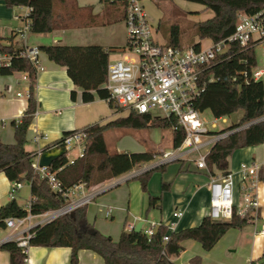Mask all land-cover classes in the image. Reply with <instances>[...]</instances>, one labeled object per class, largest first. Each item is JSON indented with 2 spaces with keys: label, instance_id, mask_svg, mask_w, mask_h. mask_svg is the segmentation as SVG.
<instances>
[{
  "label": "trees",
  "instance_id": "trees-1",
  "mask_svg": "<svg viewBox=\"0 0 264 264\" xmlns=\"http://www.w3.org/2000/svg\"><path fill=\"white\" fill-rule=\"evenodd\" d=\"M8 7L29 6L31 10L29 31L32 33H48L55 29L71 27L72 14L68 11H54V0H2ZM62 2L64 0H61ZM115 1V0H113ZM118 1V0H116ZM127 0H121L124 5ZM202 4L213 12V16L194 25L199 40L207 38L218 42L230 36L235 29L238 13L251 15L264 8V0H187ZM125 12V10H124ZM123 12V16H124ZM180 27L171 24L167 44L180 46ZM12 40V37H7ZM0 38V54H8L9 64L0 69V73L24 72L29 79L27 106L24 115L19 120H12L14 127V142L5 144L0 141V171L11 181H30L32 199L30 210L34 214L43 213L50 208H56L64 202L60 194L53 192L46 179H40L31 167L35 152L25 149L26 133L33 113L36 100L33 89L36 81L37 66L27 57L21 55L24 46L16 43L3 44ZM200 41L196 43L200 45ZM256 44L242 47L238 42H229L228 49L209 66L202 70L204 82L203 91L194 101V106L200 112L209 109L215 118L230 115L242 109L243 115L227 128L250 123L245 128L233 132L216 142L205 154V161L211 175L226 174L228 157L231 153L245 146L264 144V78L254 80L251 70L256 66L254 47ZM48 59L66 67L68 77L83 91V100L93 99L91 90L98 92L102 99L108 97V92L102 88L106 81L108 56L115 49L95 44L82 45H42L39 47ZM108 105L116 112H122L112 101ZM257 119V120H256ZM256 120V121H254ZM149 121H152L149 124ZM171 122L160 116L149 113L127 111L104 124H90L84 128V150L82 156L69 163L66 151L58 155L49 165L51 171L62 167L55 175L65 187L83 182L87 187L99 184L109 178L117 177L143 162L154 160L156 153L152 151L118 152L111 149L104 139V133L110 128H149L160 127L171 130L172 146L177 147L184 137L182 129H171ZM162 169V167H159ZM258 178L264 182V163L259 166ZM147 170L138 176L141 188L145 191L151 176ZM168 184L161 183L162 189ZM160 196H148V207L159 206ZM27 210L20 207L15 199L0 206V227L3 220L10 216H24ZM86 205L77 207L74 211L61 215L43 226L35 227L28 240L30 245L70 248L69 264H78L79 249L95 251L103 258L104 264H177L171 260L182 249V242L187 239L198 241L204 251L211 249L231 228L240 229L247 224L244 217L235 213L229 220L218 221L205 215L197 226L168 232L165 225H159L156 231L147 239L143 231L122 230L116 240L103 234L86 217ZM168 235L164 241L162 236ZM1 249L8 252L10 264H25L26 253L11 241L4 243ZM261 258H264V247ZM199 256L191 262L199 261Z\"/></svg>",
  "mask_w": 264,
  "mask_h": 264
},
{
  "label": "crops",
  "instance_id": "crops-1",
  "mask_svg": "<svg viewBox=\"0 0 264 264\" xmlns=\"http://www.w3.org/2000/svg\"><path fill=\"white\" fill-rule=\"evenodd\" d=\"M144 1L142 0L143 5ZM185 5L190 6V4ZM26 7L23 5L8 7L4 1L0 0V38H2L1 42L3 44L11 41V43H16L19 46L23 45L24 48L33 46L38 48L42 45L55 44L70 46L95 44L114 48V52L118 51V53L125 45L111 31L113 26L123 22L124 10L121 0H64L63 2L54 0V11H68L72 14L71 27L55 29L48 33L27 31L25 36L21 38L16 34V30L24 25L25 15L27 14ZM202 8L208 9L204 6ZM212 16L213 12L211 11L207 18ZM160 23L161 20L158 19V29L161 27ZM152 24L154 23L152 22ZM169 33L170 28L166 32V42H168ZM7 37H12V40H8ZM178 41H180V36ZM199 41L202 43V40ZM179 43L181 46V41ZM108 59L111 60L109 56ZM38 61L40 67L36 72L33 89L36 108L26 133L25 149L27 151L36 152L46 144L44 141H41L40 144L32 143L30 139L34 130L47 132L49 141L53 142L57 141L63 133L74 129H84L94 123L104 124L106 121L127 113V111H124L122 115L117 114L116 110L108 105L106 98L102 99L95 90L90 91L93 99L84 101L82 89L76 86L68 77L66 67L49 60L41 49ZM254 68L264 67L256 65ZM28 89L29 79L24 72H13L6 75L0 73V141L5 144L14 142V127H12L11 121L19 120L24 115L29 96ZM237 111H240V119L243 110L239 109ZM151 122L149 121V124ZM148 140L151 142L149 148L145 146H139L136 149L111 148L118 152L140 153L141 151H152L156 153V157L154 160L140 163L120 176L93 185L99 187L115 181L114 186H118L109 187L102 192L106 193L108 191L106 194L100 197L96 196L91 203L86 205L87 221L95 224L98 230L103 234L110 235L114 240L117 239L116 237L122 230H130V226L134 229L135 226L141 225L142 231V228L147 227L151 221L161 222L166 228L173 225V228L167 229V231L174 232L197 226L202 217L207 215L209 207V188H207V184L212 177L220 174L213 176L207 167L206 169L197 168L194 162L190 160H178V166L173 165L172 170H169L167 165L173 162L157 164L160 159L156 158L164 150L172 148L171 130H161L156 135L153 133ZM163 143L168 145L163 147ZM70 149L65 150L67 152L66 157L67 159H74L78 155L79 148L73 157L69 156ZM243 162L256 163L259 166L263 164L264 144L240 147L228 157L227 169L233 172L236 202H239L242 193L241 186L243 183L238 170ZM159 167H162V169H159ZM152 169H158L160 173H165V176L168 174V177L162 176L159 183L154 181L150 184L149 180L146 186L147 191H145L141 188L137 179L142 172ZM11 182L0 171V206L8 203L11 199L8 195ZM162 182L168 184L165 189H162ZM25 184L17 191L14 198L16 203L23 208H25L27 201L32 198L30 186L27 184L30 192L29 198L24 200V204L17 201L20 190ZM255 194L260 203L259 215L255 223L247 222L240 229H229L208 251H204L200 243L194 239L184 240L182 242L183 249L177 255L172 256L171 260L177 264H264V258H261L264 235L258 232L261 228H264V218H262V213H264V182L260 180L256 182ZM149 195L160 196V205L149 208L147 206ZM178 209L183 211L182 215L179 217L173 216V212ZM100 214L106 222L108 218L110 219L107 224L103 222L96 223ZM8 233L9 230L4 225L0 227V236ZM69 255L70 248L67 246L29 245L26 250L25 264H69ZM196 256H199L200 260L191 262L192 258ZM77 257L78 264H104L103 258L89 249H79ZM0 264H10L8 252L1 249V247Z\"/></svg>",
  "mask_w": 264,
  "mask_h": 264
},
{
  "label": "built area",
  "instance_id": "built-area-1",
  "mask_svg": "<svg viewBox=\"0 0 264 264\" xmlns=\"http://www.w3.org/2000/svg\"><path fill=\"white\" fill-rule=\"evenodd\" d=\"M27 8L24 25L17 28L16 34L24 37L29 31V19L27 18L31 8ZM123 21L126 26V43L120 49V58L110 60L107 65L106 81L102 88L108 92L107 102L125 111L136 113H149L158 109L161 113L155 116L166 118L170 121L171 129H182L183 140L177 147L164 150L157 164L173 162L174 160L193 161L197 168L206 169L205 154L210 148L223 137L245 128L250 123L237 125L233 128L221 129L218 132L209 131L205 122L200 119V111L194 106V101L203 91L202 70L211 65L220 54L228 49L229 42H238L240 46L264 43V8L251 15L238 13L234 32L220 39L218 42H211L208 45L196 43L183 48L172 44L162 43L154 36V30L149 15L144 8L142 0H127L124 5ZM39 47H25L21 55L32 61L37 68ZM10 56L0 54V69L9 64ZM251 77L254 80L264 78V68H252ZM154 116V117H155ZM218 119L225 121L224 117L214 118L212 127H216ZM84 129L61 134L57 141H49L48 133L34 130L31 136L32 143L46 144L36 152L31 163L33 172L40 179H46L50 189L60 194L64 202L56 208H50L43 213L34 214L31 212V199L27 201L24 209L27 210L24 216H10L3 220L4 226L9 233L0 236V245L14 241L26 253L30 245L28 240L32 236L35 227L43 226L59 216L74 211L77 207L87 205L92 200L116 184L115 181L107 184L87 187L85 183L78 182L70 187H65L49 166L39 165V155L42 151L52 148H61L67 151L74 146L79 148L78 155L82 156L84 150ZM195 154V155H192ZM74 157V159L76 158ZM74 159H68L73 163ZM259 165L256 163H241L239 172L243 183L239 202L235 201L233 172L212 177L207 184L209 188V207L207 215L214 220H229L233 213L244 217L247 222L255 223L259 215L258 202L255 194V184L259 180ZM30 181H12L8 195L14 199L17 191ZM181 209L175 210L173 216H181ZM264 218V213H262ZM35 219V220H33ZM161 222L151 221L149 225L142 228L147 239L156 231ZM173 225L167 227L172 229ZM132 229V226H130ZM259 233L264 235V228ZM164 241L168 235L162 236Z\"/></svg>",
  "mask_w": 264,
  "mask_h": 264
},
{
  "label": "rangeland",
  "instance_id": "rangeland-1",
  "mask_svg": "<svg viewBox=\"0 0 264 264\" xmlns=\"http://www.w3.org/2000/svg\"><path fill=\"white\" fill-rule=\"evenodd\" d=\"M190 4V6L185 5ZM203 6L191 2V1H183V0H145L144 1V8L146 9L151 21L154 23L153 30L155 38L162 42L167 43L166 40V32H168L171 24H176L180 27V41L181 46L186 48L193 43H197L199 40L196 36L194 25L196 22L207 18L210 15L211 10L202 8ZM161 20V27L158 29L157 20ZM157 27V28H156ZM112 34L123 43H126V26L124 21L122 24H116L111 28ZM210 40L207 38L202 39L203 45H208ZM255 55L257 57V66L264 67V43H259L255 46L254 49ZM109 57L112 61L117 60L120 58V54L118 51L111 52ZM124 111L118 112L117 114L122 115ZM153 116L160 114L161 112L158 109L152 111ZM240 116V111L236 113H232L230 115L224 116L225 121L222 119H218L216 122V127H212L213 119L215 118L209 109H205L203 112H200V119L205 122L209 131L218 132L221 129L231 126L234 123H237ZM161 130H169V129H161L160 127L157 128H140L132 129V128H110L106 130L104 133V139L107 141V144L110 148H128V149H136L139 146H145L146 148L150 147V140L151 135L155 133H159ZM28 143V142H26ZM165 143V142H164ZM162 144L163 147L167 146L168 144ZM30 144V143H28ZM155 144V143H154ZM165 145V146H164ZM161 146V148H162ZM141 148V147H140ZM165 149V148H164ZM170 149V148H169ZM78 150V147L69 150V156L73 157ZM195 155V154H192ZM160 159L161 156L157 157L156 159ZM178 160H174L173 163H169L167 167L169 170H172L173 165L178 166ZM148 165V164H146ZM139 169V168H137ZM151 176L149 178L150 184L154 181L160 182L161 177H168V174L165 176V173H160L158 169H152ZM138 180V179H137ZM148 180V181H149ZM118 186V185H116ZM114 186V187H116ZM113 187V188H114ZM108 192V191H107ZM106 192V193H107ZM29 188L28 185L25 186L20 190L19 197H17V201L20 204H24V200L29 198ZM102 193L99 194L97 197L102 196ZM35 220V219H33ZM109 222V218L107 219ZM105 223V219L102 218L100 214L97 218L96 223ZM119 236V235H118ZM118 238V237H116Z\"/></svg>",
  "mask_w": 264,
  "mask_h": 264
},
{
  "label": "water",
  "instance_id": "water-1",
  "mask_svg": "<svg viewBox=\"0 0 264 264\" xmlns=\"http://www.w3.org/2000/svg\"><path fill=\"white\" fill-rule=\"evenodd\" d=\"M256 120H254V121H256ZM64 151H65L64 147L52 148L50 150L42 151L41 154L38 157L39 165L40 166L41 165L49 166L51 164V162L53 160H55V158H57L58 155L61 154ZM134 230L137 231V232L141 231V225L135 226Z\"/></svg>",
  "mask_w": 264,
  "mask_h": 264
}]
</instances>
